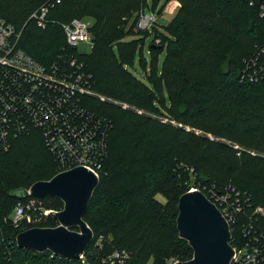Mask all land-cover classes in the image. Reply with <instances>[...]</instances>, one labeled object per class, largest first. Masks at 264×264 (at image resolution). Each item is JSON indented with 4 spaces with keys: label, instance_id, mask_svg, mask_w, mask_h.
<instances>
[{
    "label": "trees",
    "instance_id": "1",
    "mask_svg": "<svg viewBox=\"0 0 264 264\" xmlns=\"http://www.w3.org/2000/svg\"><path fill=\"white\" fill-rule=\"evenodd\" d=\"M154 1L151 6L146 0H61L47 5L45 25L39 26L30 17L45 0H0V18L21 31L19 46L25 52L45 65L68 54L85 66L92 93L82 103L111 124L99 185L84 216L94 238L79 259L18 246L21 231L57 226L44 212L61 210L64 203L20 193L62 170L39 128L13 138L10 150L0 155V264L187 261L193 249L181 238L177 217L180 196L192 188L212 201L226 197L232 206L241 203L244 212L230 224L232 245L244 246L248 237L242 227L252 222L264 252V214L253 215L264 208V156L259 154L264 152V76L248 80L250 58L264 41V18L249 0H175L180 6L169 22L159 30L156 25L142 30L140 13L155 12L159 0ZM75 18L93 19L90 52L67 43L63 24ZM148 37L149 61L142 51ZM138 52L143 79L127 68ZM94 92L157 113L166 109L183 125L123 109ZM31 200L35 203L26 211L32 221L14 224L17 206Z\"/></svg>",
    "mask_w": 264,
    "mask_h": 264
},
{
    "label": "built area",
    "instance_id": "2",
    "mask_svg": "<svg viewBox=\"0 0 264 264\" xmlns=\"http://www.w3.org/2000/svg\"><path fill=\"white\" fill-rule=\"evenodd\" d=\"M60 2L61 0H45L30 18L36 19L39 26H44L47 5ZM249 2L258 7L260 16L264 18V0ZM157 17L155 12L143 9L138 27L152 31ZM91 26L92 23L80 18L63 24L68 45L84 53L87 52L80 47L86 46L90 52L94 47ZM20 37L21 31L0 18V155L10 150L14 137L35 127L43 132L47 146L62 171L84 166L99 178L102 163L107 156L111 124L82 103L83 97L92 93L91 75L72 55L64 54L48 65L39 62L19 46ZM263 76L264 41L257 45L250 58L248 80L256 81ZM192 190L198 189L192 188L190 191ZM226 199L216 197L213 202L229 224H234L244 212V206L241 203H234L232 206ZM34 203L31 200L25 206H17L13 215L14 224L19 225L24 219L32 221L26 208H31ZM51 211L45 210L44 215ZM254 214H264V208L257 207ZM252 229V222L243 225L242 231L248 239L242 247L232 245L235 253L231 264H264V252L259 244L261 237L257 232L253 234ZM120 255L116 252L114 257Z\"/></svg>",
    "mask_w": 264,
    "mask_h": 264
},
{
    "label": "water",
    "instance_id": "3",
    "mask_svg": "<svg viewBox=\"0 0 264 264\" xmlns=\"http://www.w3.org/2000/svg\"><path fill=\"white\" fill-rule=\"evenodd\" d=\"M98 185L94 172L76 166L50 180L34 183L29 190H21L23 196L57 197L64 207L50 212L57 226H34L21 231L17 235L18 246L50 251L67 259L81 258L94 238L84 216ZM178 208L177 227L181 238L193 249V257L175 264H231L235 251L230 224L218 206L203 191L192 190L180 196Z\"/></svg>",
    "mask_w": 264,
    "mask_h": 264
},
{
    "label": "rangeland",
    "instance_id": "4",
    "mask_svg": "<svg viewBox=\"0 0 264 264\" xmlns=\"http://www.w3.org/2000/svg\"><path fill=\"white\" fill-rule=\"evenodd\" d=\"M146 2H147V4H149L151 6L153 4H155L154 0H146ZM175 2H177V1H175V0H159L157 2L156 9H155L156 14H158V17L156 20V26H155V28H157V30L162 28V26L160 24H166L167 22H169L173 18L174 13L176 14V12L178 11L180 3L177 2V5H178V9H177L176 7L175 8L173 7L175 5ZM145 10L147 12H151V10H149L148 8H145ZM85 20L90 22V23H93V19H91V18H86ZM155 31H156V29H155ZM155 31H154V34H155ZM131 38L132 37H127L124 40H130ZM150 39H151L150 37L147 38V40L145 41L143 50H142L143 56L145 57V59H147V61L150 60V54H149V50H148ZM80 49L82 51H86V52H88V50H89L86 46H81ZM114 51L116 52V54H118V49L116 46L114 47ZM140 55H141L140 52H138L137 56L135 58V61H134V65H127V68L130 71H132L137 77L143 79L145 77V73L143 71V68L140 65ZM164 57H165V52L161 55L160 60L162 61ZM161 63L162 62L159 63V67H161ZM93 95L96 96L97 98L101 99L102 101H109V102L118 104V105L122 106L123 109H131L140 115H145V116H148L151 118L158 119L162 123H168V124H172L174 126H182L183 125L182 123H180L176 120H172L170 118V116L168 115L169 113L166 109H163L162 113H157V112H153V111H150V110H147L144 108L137 107V106L130 104L128 102H125V101H121V100H118V99H115L112 97H108V96L99 94L97 92H94ZM165 96H167L166 92H165ZM186 130H191V128L187 126ZM223 142H225L229 146H233L235 149H243L242 147H240V144L232 142L231 140L223 139ZM243 150H246L252 154H257V152L254 150H248V149H243ZM259 154L264 156V152L259 153ZM158 197L163 199L162 195H158ZM170 260L171 259H169L168 262H170Z\"/></svg>",
    "mask_w": 264,
    "mask_h": 264
},
{
    "label": "crops",
    "instance_id": "5",
    "mask_svg": "<svg viewBox=\"0 0 264 264\" xmlns=\"http://www.w3.org/2000/svg\"><path fill=\"white\" fill-rule=\"evenodd\" d=\"M173 7H174V8L176 7V8L178 9L177 2H175V5H174ZM174 8H173V9H174ZM174 15H175V13H174ZM174 15H173V16H174Z\"/></svg>",
    "mask_w": 264,
    "mask_h": 264
}]
</instances>
